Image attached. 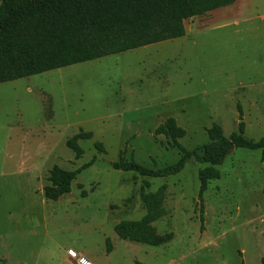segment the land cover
I'll return each instance as SVG.
<instances>
[{
    "label": "rangeland",
    "instance_id": "1",
    "mask_svg": "<svg viewBox=\"0 0 264 264\" xmlns=\"http://www.w3.org/2000/svg\"><path fill=\"white\" fill-rule=\"evenodd\" d=\"M184 27L180 37L0 83L2 262L264 264V150L230 147L202 211L198 172L207 164L194 155L165 177L111 165L178 161L183 151L154 133L168 117L184 129L178 142L188 151L209 141L212 123L228 136L242 120L246 138L264 135V0H235ZM79 131L92 136L77 140V156L66 141ZM88 162L68 193L44 197L54 165L74 170ZM161 185L165 212L152 224L172 239L120 238L115 224L141 218V193ZM67 247L79 257H63Z\"/></svg>",
    "mask_w": 264,
    "mask_h": 264
},
{
    "label": "trees",
    "instance_id": "2",
    "mask_svg": "<svg viewBox=\"0 0 264 264\" xmlns=\"http://www.w3.org/2000/svg\"><path fill=\"white\" fill-rule=\"evenodd\" d=\"M235 0H0V83L51 69L88 61L105 55L134 49L185 34L184 20L202 15ZM209 141L192 151L185 150L178 138L185 133L174 118L168 117L154 130L164 134L183 151L173 164L161 168L146 167L122 158L111 162L115 169L133 171L141 176L165 177L178 173L188 157L207 165L198 172V200L210 179L218 178L217 168L225 159L230 144L234 147L264 150V135L257 140L243 135L244 122L237 131L226 136L218 123L206 130ZM92 136L91 131H79L66 144L76 155L83 150L77 140ZM94 146L104 151L100 141ZM90 163L74 170L54 165L48 184L43 187L47 199L57 200L68 193L77 173ZM165 187L155 192L141 193L145 214L135 220H121L114 229L120 238L159 245L170 241L171 231L158 233L152 224L164 214ZM84 193V192H82ZM202 219V217H201ZM111 248L107 240V250Z\"/></svg>",
    "mask_w": 264,
    "mask_h": 264
},
{
    "label": "crops",
    "instance_id": "3",
    "mask_svg": "<svg viewBox=\"0 0 264 264\" xmlns=\"http://www.w3.org/2000/svg\"><path fill=\"white\" fill-rule=\"evenodd\" d=\"M68 248H71V247H67V249ZM66 249V250H67ZM66 250H65V255H63V257H66L68 260H71V257H69L68 255H67V253H66ZM4 254L2 253V252H0V264H16V263H19V262H11V263H9L8 261L6 262V263H4V262H2L1 260H3L4 259ZM25 264V263H24Z\"/></svg>",
    "mask_w": 264,
    "mask_h": 264
},
{
    "label": "built area",
    "instance_id": "4",
    "mask_svg": "<svg viewBox=\"0 0 264 264\" xmlns=\"http://www.w3.org/2000/svg\"><path fill=\"white\" fill-rule=\"evenodd\" d=\"M66 253H67V255L69 256V257H71V258H78L79 257V255H78V253L73 249V248H68L67 250H66Z\"/></svg>",
    "mask_w": 264,
    "mask_h": 264
},
{
    "label": "water",
    "instance_id": "5",
    "mask_svg": "<svg viewBox=\"0 0 264 264\" xmlns=\"http://www.w3.org/2000/svg\"><path fill=\"white\" fill-rule=\"evenodd\" d=\"M233 145L232 144H230V147H232Z\"/></svg>",
    "mask_w": 264,
    "mask_h": 264
}]
</instances>
